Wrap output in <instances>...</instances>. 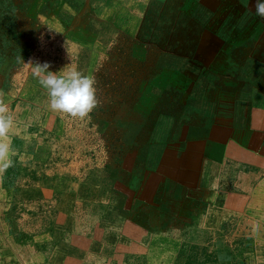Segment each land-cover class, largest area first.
Masks as SVG:
<instances>
[{
	"label": "rangeland",
	"instance_id": "rangeland-1",
	"mask_svg": "<svg viewBox=\"0 0 264 264\" xmlns=\"http://www.w3.org/2000/svg\"><path fill=\"white\" fill-rule=\"evenodd\" d=\"M263 35L255 0H0V74L8 91L0 100L13 117L11 166L0 164L2 258L36 242L37 233L57 245L68 236L64 224L82 225L94 209L89 196L103 193L147 224L156 221L146 227L154 237L198 229L212 236L214 253L217 236L233 235L225 244L237 256L245 243L237 244L241 230L226 213L240 210L264 224V186L252 175L264 177V67L256 65ZM18 56L48 62L53 72L94 76L101 106L85 119L52 111ZM28 82L39 85V99L34 87L22 89ZM194 129L190 140L203 143V162L191 181L202 173V189L179 183L185 192L177 200L154 195L151 203L122 195L151 185L159 172L156 192L164 186L172 163L182 167L188 152L179 143ZM199 165L195 157L191 166ZM98 210L111 234L113 216ZM204 218L212 226L199 224Z\"/></svg>",
	"mask_w": 264,
	"mask_h": 264
},
{
	"label": "crops",
	"instance_id": "crops-1",
	"mask_svg": "<svg viewBox=\"0 0 264 264\" xmlns=\"http://www.w3.org/2000/svg\"><path fill=\"white\" fill-rule=\"evenodd\" d=\"M261 40L264 43V35ZM256 52V65L258 64L259 68L264 67V58L262 57L263 55H260L264 52V47L263 49H256ZM1 82L2 75L0 74V93L4 98L7 96L8 91H3ZM31 87L36 89L34 95L37 97H35V99H39L41 97L39 85L28 82L22 89L27 90ZM13 109L14 108H12V110ZM13 111L16 110L14 109ZM199 127L201 126L199 125L195 128L198 129ZM196 129H194V134L188 136L189 141L179 143L180 147L188 152L187 157H180L181 159L178 160L183 163L182 167H178L176 164L172 163L173 171L168 169L167 173L164 174L167 175L168 181L165 182L164 186H161L156 192V180L161 175L159 172L155 176L150 177L151 185L147 184L140 188L133 187L132 185L128 191L124 188L122 195H128L129 192L133 194L136 193L134 195L139 203H151L152 196L154 195H166L168 198L170 196L169 199H171L172 196L177 200L180 195L185 192V189L180 191V187H177L179 183L181 188H186L187 186V189L190 191H196L197 188L198 190L202 189L201 172V174H196L197 178L193 179L195 181H191L192 170L196 171V168L201 171L203 162L201 160V147L203 143L197 140H190L192 136H195ZM156 140L159 141L162 140V138L157 137L155 141ZM192 145L197 146L195 151L190 150ZM159 146L160 145H158V147ZM195 157H197L198 164L200 163L198 168L197 166H191L195 161ZM205 158L209 160L207 155ZM263 160L260 161V164ZM224 162H226V158ZM252 175L264 186L263 175L259 172ZM144 181L148 182L149 179L146 178ZM196 183L197 185L194 187ZM191 185H193V188L190 187ZM104 194L108 196L107 193H103L104 197H106ZM2 195H4L3 190L0 192V196ZM104 197L95 199V197L89 196V199L95 202L92 205V208H94L92 210V216L86 220H81L83 223L82 225H73L76 226L75 228L72 227L71 222L64 224V226H66L64 229L68 231H66L68 236L63 240L58 239L57 245L53 244L54 241L50 242L47 240L44 234L40 236L37 233V236H34L36 242L26 241L16 245V248L14 247V249H12L13 253L16 254L14 257L10 258L8 254H5L6 256L2 258L3 254H1V264H264V234L259 233L264 229V224L250 222L244 218L240 210H230L226 213L231 225L236 230H241V234L237 237V244L245 243V245L241 244V248H239L240 253H238L237 256L230 257V252L225 243L229 242L228 245H231L232 239L236 238L233 237V235H231V237L217 236L218 240L216 239V243H219V245L215 248L217 252L214 253H212V236H208L198 229L187 231L186 235L161 234L160 236L154 237L150 231H146V227L148 225L150 227L151 223L157 224L156 221L147 224L148 221L138 219L132 213V211H136L135 208H131L132 206L129 208H127V206L119 207L118 204H123L122 200L118 203V199L116 198H114V200L111 198L106 200ZM112 202L118 204L113 206ZM200 204L201 202L198 205ZM99 207H106L102 208L105 209L103 212L104 215L107 213L109 216H113L112 222L107 223L110 224L109 227L112 226L110 228V231H112L111 234H107L106 229L102 226V221L104 222V220L98 219L100 212L96 210H102ZM88 209L87 206V210ZM201 209H204L202 205ZM201 214H203V212ZM184 220H188V218H184ZM210 223L211 221L205 218L202 223L199 222V224L209 227L212 226ZM77 226H79V228ZM107 231L109 230L107 229ZM21 232H26V230L22 229L19 233ZM55 239L57 240V237ZM46 253L48 255H46Z\"/></svg>",
	"mask_w": 264,
	"mask_h": 264
},
{
	"label": "clouds",
	"instance_id": "clouds-1",
	"mask_svg": "<svg viewBox=\"0 0 264 264\" xmlns=\"http://www.w3.org/2000/svg\"><path fill=\"white\" fill-rule=\"evenodd\" d=\"M255 14L264 19V0H255ZM17 61L30 67L39 84L49 97V107L52 111L68 114L73 118L85 119L94 109L101 106L98 96L97 81L94 76L85 75L74 68L66 67L60 72L50 71L48 62L29 61L25 63L21 56ZM13 126V117L8 105L0 100V164L11 166L8 159L10 144L8 133Z\"/></svg>",
	"mask_w": 264,
	"mask_h": 264
}]
</instances>
